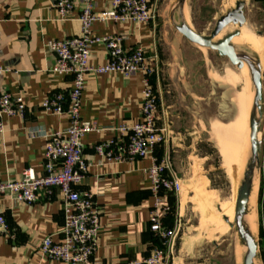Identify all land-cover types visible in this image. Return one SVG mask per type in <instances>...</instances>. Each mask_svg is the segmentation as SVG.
<instances>
[{
	"label": "crops",
	"instance_id": "1",
	"mask_svg": "<svg viewBox=\"0 0 264 264\" xmlns=\"http://www.w3.org/2000/svg\"><path fill=\"white\" fill-rule=\"evenodd\" d=\"M156 8L159 0H151ZM264 5V4H263ZM79 4L69 20L59 19L55 0H0V95L23 94L27 108L24 117L3 115L5 132L0 137V180L20 179L22 172L33 168L44 173L46 137L70 125L67 113L56 115L42 108L45 98L61 94L69 98L73 77L55 75L57 57L46 45L54 39L79 36ZM112 9V0H96V12ZM159 19L141 24L98 21L97 36L121 34L126 49L142 47L155 65L158 58ZM92 63L108 61L106 45L91 48ZM264 81V57H263ZM143 76L90 74L83 95L82 117L102 127H116L142 115ZM159 83L155 79V85ZM158 87H160L158 85ZM157 91V90H156ZM264 102V98H263ZM66 105V103H65ZM161 116V111L159 112ZM159 124L163 126L162 120ZM118 136L105 130L85 136L84 155L91 168L81 188L90 190L101 212V234L95 264H127L148 256L161 243L150 228L153 203L148 169L151 158L134 162L103 163L96 145ZM261 169L259 174L260 263L264 264V116L259 130ZM171 153L167 145L158 146L157 157ZM172 156V154H171ZM0 214L8 230L0 234V264H62L41 255L46 236L55 241L63 237L64 211L59 190L45 194L32 205L14 203L8 195L0 198ZM258 214V211H257ZM258 230V228H257Z\"/></svg>",
	"mask_w": 264,
	"mask_h": 264
},
{
	"label": "built area",
	"instance_id": "2",
	"mask_svg": "<svg viewBox=\"0 0 264 264\" xmlns=\"http://www.w3.org/2000/svg\"><path fill=\"white\" fill-rule=\"evenodd\" d=\"M55 2L61 21L69 20L79 4L82 8L78 19L81 23L80 35L54 39L46 45L57 57L52 72L55 75H71L73 82L68 99L61 94L49 96L44 99L42 108L56 115L67 113L70 125L65 130L45 135L44 173L38 176L33 168H27L20 179L0 180V198L8 195L14 203L32 205L43 195H52L59 190L65 215L63 237L55 241L52 235L46 236L40 248L41 255L62 264H95L101 234V212L95 195L81 188L91 168L85 159L83 139L92 132L113 131L118 136L97 144L96 152L103 163L151 158L152 164L148 169L153 196L150 228L167 247H157L148 256L130 260L127 264H165L177 237L176 228L168 224L173 213L169 195L180 192L181 178L169 151L161 157L155 155L158 146L168 141L166 127L159 125V97L152 81L155 68L142 47L126 49L121 34L97 36L93 31L98 21L155 22L158 19L156 5L151 0H112V9L96 12V0ZM96 43L106 45L109 53L108 61L99 65L92 63L91 48ZM1 71L4 69L0 67ZM114 73L126 77L143 76L140 120L125 121L116 127H102L94 121L84 120L83 95L88 76ZM26 108L23 94L0 95V137L5 132L2 116L24 117ZM261 224L264 231V219ZM7 230V221L0 214V234Z\"/></svg>",
	"mask_w": 264,
	"mask_h": 264
},
{
	"label": "rangeland",
	"instance_id": "3",
	"mask_svg": "<svg viewBox=\"0 0 264 264\" xmlns=\"http://www.w3.org/2000/svg\"><path fill=\"white\" fill-rule=\"evenodd\" d=\"M228 1L188 0L197 32L213 31L218 17L230 7ZM248 1L246 13L255 23L260 41L256 53L263 62L264 0ZM174 2L158 1V58L152 76L160 121L168 135L165 145L181 178L180 192L170 195L173 213L168 224L176 228L177 237L165 264H242L243 246L221 214L226 215L235 204L236 180L228 175L226 159L216 148L211 131L213 121L229 123L234 116L231 87L215 78L231 62L217 51L190 43L173 27L170 11ZM242 78L244 87H250L248 77L242 74ZM257 179L259 185V175ZM160 247L167 249L163 244Z\"/></svg>",
	"mask_w": 264,
	"mask_h": 264
},
{
	"label": "bare ground",
	"instance_id": "4",
	"mask_svg": "<svg viewBox=\"0 0 264 264\" xmlns=\"http://www.w3.org/2000/svg\"><path fill=\"white\" fill-rule=\"evenodd\" d=\"M245 1L244 15L236 17L230 24L223 29L221 34L215 40L209 41V43L202 47L204 50L210 49L220 52L222 57H226L231 62V66L226 67L224 74L216 76V80L220 81L226 86L231 87V98L233 101L234 116L229 123L222 122L220 120L213 121L211 131L213 132V141L226 159L225 164L227 167L228 175L231 179L237 180L243 171L246 164V150L250 141V126L249 121L251 118V93L247 87H244L242 83V74L247 73L248 68L245 66L242 70L236 65L233 59L228 54L225 47H223L219 39L227 34L233 35V42L241 49H246V56L244 59L253 65H260L263 70L262 60L256 53L260 41L255 31L254 24L248 20L246 8L249 4L248 0ZM251 2V1H250ZM230 6H234V0H229ZM251 4V3H250ZM250 6V5H249ZM225 9V7H224ZM184 19L193 33H197V30L193 27L190 20V5L188 0L184 2ZM225 12V11H224ZM252 12V11H251ZM250 13V11H249ZM219 18V17H218ZM254 21V19H253ZM259 25V24H258ZM263 42V41H262ZM244 47V48H243ZM250 53H255L257 56H251ZM220 73V72H219ZM222 155V156H223ZM222 160V159H221ZM224 161V160H223ZM224 164V163H223ZM261 157H260V142L257 151V156L252 170L250 186L252 195L249 203V211L247 215L248 223L251 226L252 231L257 232L258 228V214H257V196L259 191L258 175L260 174ZM238 181V180H237ZM234 183V182H233ZM227 216L222 212L221 214L228 222L234 217V205H231L226 212Z\"/></svg>",
	"mask_w": 264,
	"mask_h": 264
},
{
	"label": "water",
	"instance_id": "5",
	"mask_svg": "<svg viewBox=\"0 0 264 264\" xmlns=\"http://www.w3.org/2000/svg\"><path fill=\"white\" fill-rule=\"evenodd\" d=\"M184 2L185 0H175L170 11L171 23L173 27L190 43L196 44L200 47H204L209 41L218 38L223 29L227 27L233 19L244 15L245 1L235 0L234 6H230L227 11L217 19L213 31L208 34L199 32L193 33L184 19ZM233 40V35L227 34L219 39V42L225 47L230 57L241 70L247 66L248 71L243 75L248 77L250 81V87L247 88H250L252 99L250 103L251 118L249 121L250 141L248 150H246V164L237 179L238 181L236 180L235 182L234 217L232 220H228V222L231 228L235 230L240 243L243 246L242 264H259L261 260L259 238L260 223L258 221V231L254 232L252 231L246 217L248 215L249 203L252 195L250 180L260 142L259 130L264 116L263 70L259 64L253 65L248 63L244 59V56L247 55V50L244 47V49L238 47L234 44ZM250 55L253 57L257 56L255 53H250ZM257 208L259 220V195L257 198Z\"/></svg>",
	"mask_w": 264,
	"mask_h": 264
},
{
	"label": "trees",
	"instance_id": "6",
	"mask_svg": "<svg viewBox=\"0 0 264 264\" xmlns=\"http://www.w3.org/2000/svg\"><path fill=\"white\" fill-rule=\"evenodd\" d=\"M169 200H170V195H169ZM171 201V200H170ZM161 242V241H160ZM162 244V242L159 244V247H160V245Z\"/></svg>",
	"mask_w": 264,
	"mask_h": 264
}]
</instances>
